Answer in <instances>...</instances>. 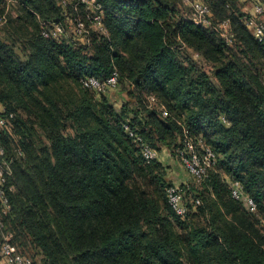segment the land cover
Instances as JSON below:
<instances>
[{"label": "trees", "instance_id": "16d2710c", "mask_svg": "<svg viewBox=\"0 0 264 264\" xmlns=\"http://www.w3.org/2000/svg\"><path fill=\"white\" fill-rule=\"evenodd\" d=\"M206 2L214 22L230 19L232 45L181 0H0V146L14 187L5 223L34 264L25 249L42 264H264V37L239 0ZM42 21L65 32L47 37ZM114 71L128 96L120 109L83 82ZM189 141L212 163L181 185L201 203L180 215L143 143L182 159Z\"/></svg>", "mask_w": 264, "mask_h": 264}, {"label": "built area", "instance_id": "2783aa9c", "mask_svg": "<svg viewBox=\"0 0 264 264\" xmlns=\"http://www.w3.org/2000/svg\"><path fill=\"white\" fill-rule=\"evenodd\" d=\"M16 0H10V2ZM85 3L92 4L94 0H83ZM183 4L187 5V11L185 12L187 17L196 24L211 26L225 39V41L232 45L235 42V33L231 27L230 19L224 21L214 22L213 12L210 5L206 0H181ZM76 8V7H75ZM94 19L100 21V16L95 15ZM6 20L5 16L0 18V23ZM77 21V19L75 18ZM246 23L254 30L255 35L262 39L264 37V0L262 2H256L254 4L253 12L245 16ZM76 34L77 41L81 43H88L89 39L84 34L85 23L79 21L77 23ZM99 27L101 25L97 22ZM43 33L47 37L60 38L65 32L63 25L59 22L48 23L42 21ZM83 41V42H82ZM86 86L94 89L97 92H108L117 87L118 73L114 71L105 81H100L96 77L88 76L83 79ZM155 97H152L154 100ZM163 114L167 113L165 106H162ZM6 119L0 118V123L5 124ZM127 130L130 135L133 132L128 126ZM187 153H182V159L186 163L187 167L192 172L196 181H200L207 175L208 167L212 163V153H206L203 158H200L195 150V146L191 141L187 143ZM5 149L0 146V264H34L33 260L22 254L17 245L14 243V233L7 230L5 223L6 216L11 211V202L9 198V190L12 187H8L9 178L12 175V160L3 157ZM143 155L150 161L158 157V151L154 149L150 144L143 143ZM230 188L234 198L244 202L245 206L249 210H255L257 204L255 200L246 194L243 184L238 180H230ZM168 201L172 208L180 215H185L189 207L196 208L201 199L193 195L190 191L185 190L181 185H173L168 189Z\"/></svg>", "mask_w": 264, "mask_h": 264}, {"label": "rangeland", "instance_id": "374dc122", "mask_svg": "<svg viewBox=\"0 0 264 264\" xmlns=\"http://www.w3.org/2000/svg\"><path fill=\"white\" fill-rule=\"evenodd\" d=\"M241 2V7L242 9L249 11L250 7L252 6L250 3H252V0H247V1H239V4ZM243 10V11H244ZM186 15V13H185ZM2 24H0L1 26ZM212 65L207 62L205 65V68L210 71L212 69ZM108 95L111 98V101L113 102V104L120 109V107L123 105V103H125L128 100V96L127 93L123 91V89L118 86L114 89H112L111 91H108ZM98 97H100L98 95ZM2 105H0V111H2ZM7 135H10V132L7 130L6 132ZM164 149V148H163ZM163 149L159 150L158 152V159L163 163L164 167L166 168V170L168 171V179L173 182L175 185H182L185 183H190L193 182V175L192 172L190 171V169L187 167L186 163L181 159V157L179 156V154L177 153H173L172 151H170L168 148H166V150H168L166 153H170L169 155H163L162 151ZM226 179H228L229 181L231 180V178H229L228 176H225ZM187 178V180H186ZM181 180H184V182L182 183H177ZM12 189H14V187H12ZM159 200L163 202V198L159 197ZM259 227H261L264 230V223L259 224ZM0 237H1V232H0ZM17 241V240H16ZM21 240L17 241L19 244ZM20 245V244H19ZM27 255L31 256L36 262L35 264H42L41 260H40V255L36 253V251L34 250H26L24 251Z\"/></svg>", "mask_w": 264, "mask_h": 264}, {"label": "crops", "instance_id": "0c3cea01", "mask_svg": "<svg viewBox=\"0 0 264 264\" xmlns=\"http://www.w3.org/2000/svg\"><path fill=\"white\" fill-rule=\"evenodd\" d=\"M239 1H242V2H244V1H247V0H239ZM253 2L252 3H250L252 6L250 7V10L249 11H246L248 14H250V13H252L253 12V9H254V4L256 3V2H262L263 0H252ZM245 18V17H244ZM168 150H166V148H164L163 149V151H162V153H163V155H169L170 156V153L168 152V153H166ZM186 180H187V178H186ZM182 182H184V180H181V181H179V182H177V183H182Z\"/></svg>", "mask_w": 264, "mask_h": 264}]
</instances>
